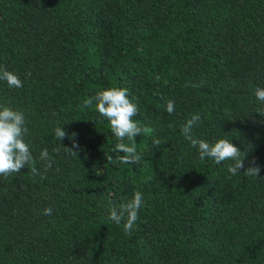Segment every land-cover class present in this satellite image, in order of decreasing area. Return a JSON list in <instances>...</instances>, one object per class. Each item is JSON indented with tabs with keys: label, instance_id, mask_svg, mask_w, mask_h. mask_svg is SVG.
I'll return each instance as SVG.
<instances>
[{
	"label": "trees",
	"instance_id": "1",
	"mask_svg": "<svg viewBox=\"0 0 264 264\" xmlns=\"http://www.w3.org/2000/svg\"><path fill=\"white\" fill-rule=\"evenodd\" d=\"M0 68L23 81L0 80V104L24 111L45 177L0 176V264H264V0H0ZM113 86L128 88L148 129L135 138L139 164L107 161L118 141L95 102L84 106ZM193 114L195 138L249 150L258 177L202 162L181 133ZM72 133L77 157L63 147ZM136 191L128 235L109 209Z\"/></svg>",
	"mask_w": 264,
	"mask_h": 264
},
{
	"label": "clouds",
	"instance_id": "2",
	"mask_svg": "<svg viewBox=\"0 0 264 264\" xmlns=\"http://www.w3.org/2000/svg\"><path fill=\"white\" fill-rule=\"evenodd\" d=\"M159 80V76L156 77ZM0 80L5 81L9 88H22L23 81L19 75L7 68H0ZM256 99L264 104V88L256 87L254 89ZM163 98V97H162ZM95 102L96 111L104 117L111 126V132L118 143L112 150L115 157L110 153L106 154V159L110 164H139L142 153L136 148V137L147 132L148 129L141 128L139 123L134 119L139 113V105L129 96V90L126 87H108L96 92L94 96L84 100L85 107H91ZM166 111L172 114L175 111V102L168 100L166 102ZM261 117H264V108H257L256 111ZM201 119L199 114H193L190 119L181 126V133L194 147H197L199 159L203 162L206 158L215 161L217 165L224 161H232L229 164L228 172L231 175L240 173L248 177H258L260 167L255 165L253 160L250 166L245 168V160L249 150L241 151L229 139L220 138L209 142L204 139L195 138L192 135L193 126ZM27 117L24 111L11 106L0 104V176L5 178L21 172L22 168L30 170L33 177H39L41 180L45 177L36 168V161L32 155L30 142L25 140L28 133L26 127ZM55 136L61 141L66 137L65 130L59 126L54 129ZM76 133H72L67 138L72 141V147L63 146L66 151L77 157L81 150L76 142ZM159 138L152 141L153 146L159 150L162 143ZM58 152L59 149H53ZM120 153V154H117ZM123 153V155H121ZM41 159L47 160L46 168H51V157L48 150L41 152ZM143 204V196L140 191H136L130 200L120 203H113L109 209V218L117 224L123 223V231L130 235L134 225L139 220V211ZM43 215H51L52 208H45Z\"/></svg>",
	"mask_w": 264,
	"mask_h": 264
}]
</instances>
